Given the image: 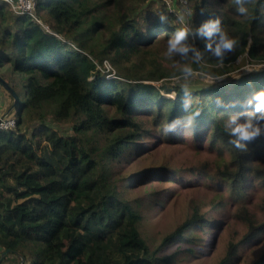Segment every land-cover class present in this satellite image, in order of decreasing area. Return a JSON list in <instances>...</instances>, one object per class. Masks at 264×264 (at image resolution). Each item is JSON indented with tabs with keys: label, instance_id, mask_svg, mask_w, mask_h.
I'll list each match as a JSON object with an SVG mask.
<instances>
[{
	"label": "trees",
	"instance_id": "16d2710c",
	"mask_svg": "<svg viewBox=\"0 0 264 264\" xmlns=\"http://www.w3.org/2000/svg\"><path fill=\"white\" fill-rule=\"evenodd\" d=\"M154 4L37 0L36 14L46 29L0 3V67L19 74L25 88L22 100L18 85L0 73L20 98L16 126L0 128V243L3 253L10 251L1 264L9 254L19 258L10 264H177L179 253L193 254L195 248L164 249L199 240L194 227L206 235L225 227L227 220L214 216L219 211L245 232L231 231L217 264H232L242 248L263 239L264 132L242 151L229 143L224 126L233 115L243 122L246 101L264 90V0H251L247 17L236 12L234 0H187L185 10L193 13L188 26ZM217 20L237 41L222 63L200 33ZM182 28L188 30L182 43L189 52L169 55L168 40ZM241 56L262 69L234 75ZM105 61L111 70L103 68ZM186 65L228 80L187 94L180 84H156L184 76ZM256 123L264 128V120ZM152 139L214 155L181 170L209 181L212 197L192 199L187 219L155 247L141 228L143 205L173 192H133L149 178L176 171L163 164L129 179L124 174ZM257 191L262 199L253 203ZM248 264H264V251Z\"/></svg>",
	"mask_w": 264,
	"mask_h": 264
},
{
	"label": "rangeland",
	"instance_id": "374dc122",
	"mask_svg": "<svg viewBox=\"0 0 264 264\" xmlns=\"http://www.w3.org/2000/svg\"><path fill=\"white\" fill-rule=\"evenodd\" d=\"M155 8L158 9H169L172 12L183 11L185 15V20L183 22L184 25H190L193 22V13L185 10V6L181 0H153ZM44 24V22H43ZM46 29H49L48 25H43ZM238 64V68L235 70L234 75H241L243 73H248L254 70H261L263 64H252L248 60H245L244 57H239L236 61ZM104 69H111V65L104 66ZM250 69V70H249ZM200 72V71H198ZM0 73H2L7 79H9L12 84L18 85L19 94L22 100L25 99V88L23 85L22 77L14 73L10 70V67H6L5 65L0 67ZM201 75L195 78L185 79L184 76H175L171 78H166L161 82H156L158 85H166L168 87L174 85H187L188 89H202V88H210L216 87L220 84L225 83L228 80V76H222L220 78H215L210 76L205 72H200ZM207 77H211L208 79ZM4 91L3 87L0 85V95L2 96V92ZM7 95H10L8 91H5ZM175 93H171L168 96H174ZM0 96V104L4 109V113H6L10 107L9 104L5 107L6 100L1 98ZM11 97V96H10ZM12 100V98H10ZM13 101V100H12ZM14 101L11 103L13 105ZM20 113L18 109H14L8 113L10 118H18ZM191 138V137H187ZM150 145L148 146L149 150L145 153L142 158H137L136 155L133 156L130 160L129 164H126L124 169V174L129 179L130 176L139 170L152 168L154 166H162L163 164L168 165L171 169L176 172H172L169 174H164L162 176H155L154 178H149L146 183L139 186L136 190H134V195H142L145 193L146 189L149 192L161 191L162 189H168L169 192H173L167 199H154L151 200L147 198L143 205V219L141 221V228L144 236L149 241L152 247L157 246L162 241V238L173 231L179 224L183 223L188 217L189 206L191 204L192 199H196L197 201H206L209 197H212L213 191L212 187L208 184L209 181L206 182L204 178L200 176H196L190 173H183L181 170L191 167L194 162L197 161L199 157H214L213 154L207 153L205 149H202L200 153H197L195 149L184 142L177 143L175 145L171 143H167L163 140H150ZM150 155L146 157L147 154ZM181 171V172H180ZM180 172V173H179ZM165 177V180L162 178ZM191 180V181H190ZM185 181V182H183ZM183 182V183H182ZM132 187L129 185L128 188ZM263 191H257L256 194L252 197V202L257 203L262 199ZM264 194V193H263ZM233 204L230 206L232 208ZM209 209V206L203 207V210ZM222 211L214 213V216L217 218L223 217L225 222V227H222L217 230V232H211L209 235H206L205 230H200L197 227H194L192 233H194L195 238L199 240H195L194 243H189L187 245L186 242L180 241L176 242L166 249H164L163 253H171L175 251L179 247L184 248L188 246H193L195 251L193 254H189L187 251H183L178 254L179 261L177 264H217L218 261L224 256L226 251L227 242L231 236V231L233 229H237L241 234L245 232L243 225L234 222L232 218L228 217L225 219L226 215L223 216ZM263 239L259 241L255 246L253 245L254 241L249 243L247 246L242 248L239 259L234 260L232 264H248L253 259L258 257L261 252L264 251V233L262 234ZM206 239L205 242L200 240ZM199 243V244H197ZM197 244V245H195ZM254 247V248H253ZM3 249L0 248V264L2 262V258L4 253ZM9 259L7 263L10 264L9 261L15 260L18 262L19 258H16L15 255L9 254ZM17 260V261H16Z\"/></svg>",
	"mask_w": 264,
	"mask_h": 264
},
{
	"label": "clouds",
	"instance_id": "9594fccd",
	"mask_svg": "<svg viewBox=\"0 0 264 264\" xmlns=\"http://www.w3.org/2000/svg\"><path fill=\"white\" fill-rule=\"evenodd\" d=\"M0 3L6 4L14 10L17 8L16 0H0ZM21 3H23V0H21ZM234 3L236 5V12L243 17H247L249 14L248 5L251 3V0H234ZM32 7L33 5L31 3L26 4L23 9V12H27L30 14ZM176 15L179 21L183 23L185 20L184 12L179 11L176 13ZM219 23V20L215 22L206 23L203 28L200 29V33L202 36H205L209 39L207 48L209 50H212L216 56L220 57L222 63L224 53L226 51H234L237 46V41L236 39L230 37L226 31L222 30L219 27ZM214 34L216 36L215 39H213ZM187 36L188 30L186 28H182L181 30L177 31L176 34L168 40V54L171 55L172 53L177 52L187 54L189 52V47L185 46L182 43L183 41H185ZM214 43L216 46L213 49ZM199 58L200 54L197 53L196 60L198 61ZM104 63L105 66H109L108 61H105ZM182 72L186 80L201 75L200 72H198L190 65L184 66ZM207 78L211 79V77ZM184 90L187 94V85H184ZM188 106L189 104L186 103L185 108H187ZM231 106L235 105L233 104ZM244 107L246 108V111L240 114L246 117L243 122L240 121L239 115H233L230 117V119L226 122L224 126L225 132H227L228 135L231 137L229 143L235 148L240 149L242 151L246 150L245 142L252 141L254 138L260 136L262 132H264V128H262L256 123L258 119L264 120V90L257 92L251 99L246 101ZM257 113H261V115L258 117ZM194 115H199V112L194 113ZM189 122H191V117H189ZM170 127H174V125Z\"/></svg>",
	"mask_w": 264,
	"mask_h": 264
},
{
	"label": "built area",
	"instance_id": "2783aa9c",
	"mask_svg": "<svg viewBox=\"0 0 264 264\" xmlns=\"http://www.w3.org/2000/svg\"><path fill=\"white\" fill-rule=\"evenodd\" d=\"M181 1L183 4H185L187 0H181ZM16 3H17V8L15 10L12 9L16 14L31 16L38 23L43 24V21L41 20V18H39L38 15L36 14L37 0H23V3H21V0H16ZM28 3H31L33 5V7L31 8L30 14L27 12H25V13L23 12L25 5ZM109 65H110V63H109ZM16 122H17L16 118H10L8 115H6V117L4 119H2V121L0 123V128L1 129L14 128L16 126ZM0 248H1V243H0Z\"/></svg>",
	"mask_w": 264,
	"mask_h": 264
},
{
	"label": "water",
	"instance_id": "95a60500",
	"mask_svg": "<svg viewBox=\"0 0 264 264\" xmlns=\"http://www.w3.org/2000/svg\"><path fill=\"white\" fill-rule=\"evenodd\" d=\"M0 85L6 90L8 91V93H10V95L14 98V103L13 105L10 107V109L4 113L1 117H0V123L2 121V119H4L6 117V115H8L9 112H11L12 110H14L15 108H18L19 103H20V98L19 95L17 93V91L15 90V88L13 87V85L7 80L5 79L2 75H0ZM10 251H6L4 253V255H7Z\"/></svg>",
	"mask_w": 264,
	"mask_h": 264
},
{
	"label": "crops",
	"instance_id": "0c3cea01",
	"mask_svg": "<svg viewBox=\"0 0 264 264\" xmlns=\"http://www.w3.org/2000/svg\"><path fill=\"white\" fill-rule=\"evenodd\" d=\"M2 92V91H1ZM2 96H1V98L3 97V99H5L6 100V104H5V107L9 104V106L8 107H11L12 105H11V103L13 102L10 98V95H7L6 93H5V91H3L2 93ZM4 109H7V107L6 108H4ZM4 109L2 108V106H1V104H0V117L4 114ZM10 109V108H9Z\"/></svg>",
	"mask_w": 264,
	"mask_h": 264
}]
</instances>
